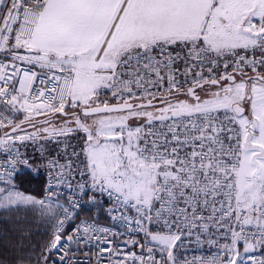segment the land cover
Returning <instances> with one entry per match:
<instances>
[{"label":"snow or ice","instance_id":"6c2138e0","mask_svg":"<svg viewBox=\"0 0 264 264\" xmlns=\"http://www.w3.org/2000/svg\"><path fill=\"white\" fill-rule=\"evenodd\" d=\"M0 155L34 264H264V0H0Z\"/></svg>","mask_w":264,"mask_h":264},{"label":"crops","instance_id":"0c3cea01","mask_svg":"<svg viewBox=\"0 0 264 264\" xmlns=\"http://www.w3.org/2000/svg\"><path fill=\"white\" fill-rule=\"evenodd\" d=\"M30 161L34 165H39L41 162L36 159H30ZM35 223L37 229H29V225ZM0 226H4L3 229L0 227V258L2 264H34L35 253L40 251L49 238L47 233L50 226L36 212L23 207L11 210L0 209ZM8 232H12L11 242H9L8 235H6ZM13 232H18V234H13ZM31 234L36 236V239L30 238ZM5 235L6 238L4 239Z\"/></svg>","mask_w":264,"mask_h":264},{"label":"built area","instance_id":"2783aa9c","mask_svg":"<svg viewBox=\"0 0 264 264\" xmlns=\"http://www.w3.org/2000/svg\"><path fill=\"white\" fill-rule=\"evenodd\" d=\"M22 118V117H21ZM3 155H0V162L3 161ZM31 162V161H30ZM44 160L42 159L39 165H34L31 162V167L32 169H39V171H32L30 169H21L19 171V174H23V173H28L31 174L32 176H41L43 178V185L42 187L47 183V169L44 167ZM89 195H91V193H89ZM85 200H87V196L85 197ZM107 205L105 204V207ZM97 212H99V218L96 221L98 224L100 225H108L110 222L108 220V218L105 216L104 212L94 206H89L87 204H85L82 209L80 210V217L83 218L85 216L87 217H94L96 216ZM87 214V215H85ZM213 252H215V248L214 247H210L208 245H204V246H197L195 243H193L191 246H189L188 250L186 252H184L185 257H187L188 259H192L194 256H208L211 255ZM78 256H83L82 253H78ZM255 255L257 256H261L264 255V253H261L260 251H257L255 253ZM51 260V257H50ZM0 264H2L1 258H0Z\"/></svg>","mask_w":264,"mask_h":264},{"label":"trees","instance_id":"16d2710c","mask_svg":"<svg viewBox=\"0 0 264 264\" xmlns=\"http://www.w3.org/2000/svg\"><path fill=\"white\" fill-rule=\"evenodd\" d=\"M21 118V117H19ZM16 184L20 187L21 190L28 192V193H32L35 195H39L42 189V185H43V178L41 176H32L31 174L28 173H23V174H19L16 176ZM87 215V214H85ZM31 228V230H36L37 226L36 223L33 225H29V229ZM16 233L18 234V232H13V234ZM35 234V233H33ZM33 234H31L29 237L30 238H35L36 236H34ZM6 235L9 242H11V235L12 232H8ZM6 235L3 237L4 239L6 238ZM34 236V237H33ZM28 237V239H29Z\"/></svg>","mask_w":264,"mask_h":264},{"label":"rangeland","instance_id":"374dc122","mask_svg":"<svg viewBox=\"0 0 264 264\" xmlns=\"http://www.w3.org/2000/svg\"><path fill=\"white\" fill-rule=\"evenodd\" d=\"M79 135H82V133L79 134ZM38 147H39L38 145L33 146L31 143H29L28 147H27V155H28L29 159H36V160H39V162H40L42 160V158H41L40 152L38 151ZM45 147L46 148H51L52 146L51 145H45ZM21 151L23 152V151H25V149L21 148ZM0 227L2 229L4 228V226H0ZM9 228H11V226H9ZM3 234H4V231H3Z\"/></svg>","mask_w":264,"mask_h":264}]
</instances>
